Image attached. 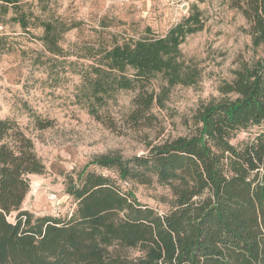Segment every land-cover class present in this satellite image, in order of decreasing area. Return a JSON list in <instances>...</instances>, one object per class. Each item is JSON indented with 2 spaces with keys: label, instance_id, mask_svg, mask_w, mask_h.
Segmentation results:
<instances>
[{
  "label": "trees",
  "instance_id": "obj_1",
  "mask_svg": "<svg viewBox=\"0 0 264 264\" xmlns=\"http://www.w3.org/2000/svg\"><path fill=\"white\" fill-rule=\"evenodd\" d=\"M228 1L245 17L256 55L220 84V98L198 107L187 135L154 143L147 131L159 125L153 108L165 106L171 89L201 77L181 44L204 28L202 11L164 35L88 48L80 101L107 128L144 131L149 150L128 158L101 154L90 162L115 176L86 166L76 179L70 176L66 192L76 203L70 215L23 208L29 175L43 174L46 166L26 128L0 119V264H264V129L241 145L232 142L239 130L264 123V0ZM40 11L22 0H0V23L41 28L45 48L61 54L73 25L45 15L46 7ZM120 90L136 91L122 120L111 112ZM52 124L40 117L34 122L37 129ZM123 182L168 187L171 197L161 201L169 208L160 212L142 202Z\"/></svg>",
  "mask_w": 264,
  "mask_h": 264
},
{
  "label": "rangeland",
  "instance_id": "obj_2",
  "mask_svg": "<svg viewBox=\"0 0 264 264\" xmlns=\"http://www.w3.org/2000/svg\"><path fill=\"white\" fill-rule=\"evenodd\" d=\"M45 15L63 18L73 27L61 40L63 52L52 54L40 39L41 28L24 30L15 22L0 23L5 47L0 53V119L12 118L33 137L46 166L43 174L29 175L31 189L23 208L36 215H70L75 199L66 192L70 176L75 179L86 166L115 176L112 170L90 164L97 156L120 153L128 158L149 150L144 131H115L97 121L80 101V72L90 63L89 47L110 46L147 35H164L191 12L202 11L204 28L187 36L181 50L187 60L201 68L193 85H176L164 107L155 106L159 125L148 130L154 143L189 134L198 107L220 98V84L233 78V70L256 52L245 17L228 0H22ZM12 10L8 13L11 16ZM82 69V70H81ZM158 82V81H157ZM135 90H120L111 112L122 120L132 106ZM53 120L37 129L36 118ZM264 129V123L239 130L232 142L241 145ZM144 203L165 212L171 197L168 187L132 184Z\"/></svg>",
  "mask_w": 264,
  "mask_h": 264
}]
</instances>
